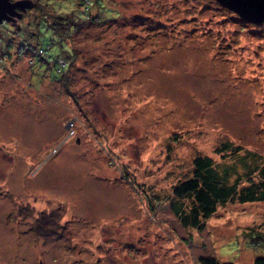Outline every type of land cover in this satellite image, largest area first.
I'll return each mask as SVG.
<instances>
[{
  "label": "rangeland",
  "instance_id": "1",
  "mask_svg": "<svg viewBox=\"0 0 264 264\" xmlns=\"http://www.w3.org/2000/svg\"><path fill=\"white\" fill-rule=\"evenodd\" d=\"M32 1L0 24V264L263 257L244 234L264 232V201L217 205L201 230L168 204L197 156L236 191L264 184V21L214 0ZM25 39L59 50V74Z\"/></svg>",
  "mask_w": 264,
  "mask_h": 264
},
{
  "label": "trees",
  "instance_id": "2",
  "mask_svg": "<svg viewBox=\"0 0 264 264\" xmlns=\"http://www.w3.org/2000/svg\"><path fill=\"white\" fill-rule=\"evenodd\" d=\"M90 2L91 0H81V4L83 7L82 12H91V10L89 9L91 5ZM31 5L32 6L30 8L33 7V3ZM43 11L44 10L42 8L39 11L41 13V21L44 20L47 15H54L55 13H45ZM62 13H60L59 15L58 13H56L57 15H55L54 18L61 20ZM57 23H59L62 30H64L63 25L65 22ZM44 24L48 26L50 32L54 33L53 28L51 27V25L53 24L52 22L49 24ZM38 32L41 33L39 30L36 33L39 34ZM19 44L20 53H31L33 61L43 62L45 66L51 64V62H54L55 64L52 65L51 70L55 75L57 73L59 74V71L61 69L58 65H56V62L61 59V56L58 54V49L55 48L54 51H51L52 43H46L48 45L45 48H42V46L32 44L25 39L23 41L21 40ZM60 46L64 45L60 44ZM11 48L12 47H10L9 44H6L1 49H3L5 52L9 51ZM232 152L233 155H235L236 150ZM257 171L262 177H264V166H262ZM254 175L255 173L253 171H249V173L247 174V176L251 178ZM247 176L246 178H248ZM225 180V175L217 172V170L213 167L212 161L208 157H195L192 160L191 176L178 181L171 188V196L169 198L170 201L168 205L175 218H177L179 224L183 227H190L201 230L203 227L202 221L207 219L213 213L217 205H223L227 201L233 200L240 201L241 203L264 201V184H262L261 187H258L259 192L255 193L254 187L251 186L244 187L240 191H236L235 184L226 185ZM180 200H186L188 202V207L186 210L181 207V202H179ZM244 236L248 238L251 245L264 241V232L260 229L251 228L244 234ZM199 264L233 263L227 261H219L213 257H203L199 260ZM252 264H264V256L255 258L252 261Z\"/></svg>",
  "mask_w": 264,
  "mask_h": 264
},
{
  "label": "water",
  "instance_id": "3",
  "mask_svg": "<svg viewBox=\"0 0 264 264\" xmlns=\"http://www.w3.org/2000/svg\"><path fill=\"white\" fill-rule=\"evenodd\" d=\"M242 20L264 21V0H214ZM32 4L31 0H0V24L21 18ZM38 264H41L39 262Z\"/></svg>",
  "mask_w": 264,
  "mask_h": 264
},
{
  "label": "flooded vegetation",
  "instance_id": "4",
  "mask_svg": "<svg viewBox=\"0 0 264 264\" xmlns=\"http://www.w3.org/2000/svg\"><path fill=\"white\" fill-rule=\"evenodd\" d=\"M10 1H14V0H10ZM32 3H33V2H32ZM31 6H32V5H31ZM31 6H30V7H31ZM30 7H29V8H30ZM29 8H28V9H29ZM28 9H26L24 13H26ZM24 13H22L21 18H22V16L24 15ZM13 22H14V21H13Z\"/></svg>",
  "mask_w": 264,
  "mask_h": 264
},
{
  "label": "built area",
  "instance_id": "5",
  "mask_svg": "<svg viewBox=\"0 0 264 264\" xmlns=\"http://www.w3.org/2000/svg\"><path fill=\"white\" fill-rule=\"evenodd\" d=\"M60 59L58 60V63H59Z\"/></svg>",
  "mask_w": 264,
  "mask_h": 264
}]
</instances>
